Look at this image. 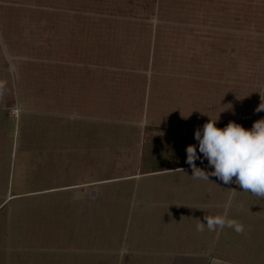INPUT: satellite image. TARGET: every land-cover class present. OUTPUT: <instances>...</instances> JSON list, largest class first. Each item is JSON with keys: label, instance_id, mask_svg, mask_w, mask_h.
<instances>
[{"label": "rangeland", "instance_id": "obj_1", "mask_svg": "<svg viewBox=\"0 0 264 264\" xmlns=\"http://www.w3.org/2000/svg\"><path fill=\"white\" fill-rule=\"evenodd\" d=\"M262 101L264 0H0V264L157 262L127 246L145 188L220 181L140 179L143 144Z\"/></svg>", "mask_w": 264, "mask_h": 264}, {"label": "crops", "instance_id": "obj_2", "mask_svg": "<svg viewBox=\"0 0 264 264\" xmlns=\"http://www.w3.org/2000/svg\"><path fill=\"white\" fill-rule=\"evenodd\" d=\"M225 121L220 118L216 123ZM172 125L164 129L189 134L195 132H190L191 129L184 125ZM196 166L206 172L212 171L208 163H197ZM190 171L191 168L187 166L144 175L137 173L135 176L147 179L150 176L161 177ZM208 179L213 183L217 178L209 175ZM217 185V188L213 186L209 189L206 197L209 199L202 205L174 201L175 195L181 192L175 187L145 188V196L139 204L140 214L126 226L134 238L127 245L129 250L146 252V256L157 258L153 264H251L254 256L264 258V198L252 196L251 201L240 202L239 198L244 196L245 191L239 185L221 181ZM213 190L219 195L217 198H214ZM198 191L195 190L194 194H202ZM204 216H226L236 221L242 230L237 232L234 227H215L210 231L203 224ZM198 225L200 230H197Z\"/></svg>", "mask_w": 264, "mask_h": 264}, {"label": "clouds", "instance_id": "obj_3", "mask_svg": "<svg viewBox=\"0 0 264 264\" xmlns=\"http://www.w3.org/2000/svg\"><path fill=\"white\" fill-rule=\"evenodd\" d=\"M255 111H264V101ZM216 122L217 119L209 118L194 132L197 144L186 146L185 163L191 168L190 176L209 180L208 176L212 175L224 184H237L242 191L264 198V118L254 121L250 129L231 121L218 128ZM204 159L211 172L196 166V160ZM204 221L210 231L215 227H234L237 232L242 230L236 221L226 216H204ZM197 230H200L199 225Z\"/></svg>", "mask_w": 264, "mask_h": 264}, {"label": "trees", "instance_id": "obj_4", "mask_svg": "<svg viewBox=\"0 0 264 264\" xmlns=\"http://www.w3.org/2000/svg\"><path fill=\"white\" fill-rule=\"evenodd\" d=\"M228 122L230 121L216 123V127L223 128L228 124ZM231 122L237 123L240 126H242L243 124V120H233ZM178 132L179 131H172L169 137L165 136L164 134L155 136L156 142L150 140L152 142L149 143V140H147V142L143 144L144 154L141 155L142 160L139 166V175H144L149 172L189 166L188 164L185 163V159H186L185 149L186 146L192 144V142L194 141L193 139L194 134L187 133L188 136H190L189 139H187L184 138V136ZM178 137L180 138V140L184 145L179 149L178 148L175 149L176 147L174 146L177 143L176 141ZM197 163L205 164L207 163V160L206 159H204L203 161L196 160L195 164Z\"/></svg>", "mask_w": 264, "mask_h": 264}]
</instances>
